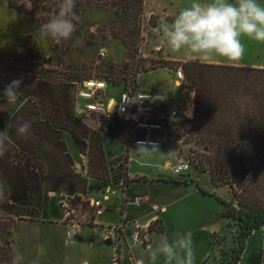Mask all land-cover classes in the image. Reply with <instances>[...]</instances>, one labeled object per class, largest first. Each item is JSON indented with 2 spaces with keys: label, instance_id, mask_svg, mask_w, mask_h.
I'll use <instances>...</instances> for the list:
<instances>
[{
  "label": "trees",
  "instance_id": "obj_1",
  "mask_svg": "<svg viewBox=\"0 0 264 264\" xmlns=\"http://www.w3.org/2000/svg\"><path fill=\"white\" fill-rule=\"evenodd\" d=\"M29 1V10L26 6L17 7L11 0L2 1L3 9H16L34 18L37 31L58 14L60 0ZM143 6L144 0H76L74 12L79 19L72 38L57 42L44 37L45 52L49 60H57L60 77L53 78L50 63L46 70L48 79L30 85L28 101L20 108L21 113L16 112L10 120V135L15 144L6 141L7 151L0 156V177L4 182L0 196L3 212L0 213V264H12L14 230L20 222L36 221L40 217L46 191L60 194L77 189L72 182L79 180L83 187L77 192L86 193L87 179H78L70 171L72 160L63 150L60 137L65 131L84 149L86 143L82 137L88 136L82 118L75 115V99L68 79L79 82L101 77L116 86L109 76L118 71L101 57L100 50L110 37L128 51L125 55L129 58L137 55ZM182 68L186 82L196 92L195 115L180 126L178 136H186L191 145L203 146L199 160L193 161L194 168L201 174H209L216 186H227L232 192L233 199L229 201L211 195L222 204V216L228 229L233 230L232 240H236L229 257L222 256L219 264H236L248 236L264 228V69L197 60L187 61ZM134 87L138 89L136 84ZM25 122L31 125L29 132L19 135L17 126ZM4 127L5 121L0 120V133L5 136ZM107 174L101 144L93 142L90 176L103 179ZM184 175L168 180L185 184L193 181L181 179ZM124 182L126 185L132 182L127 173ZM199 189L205 195L210 194L201 186ZM34 194H39V212L18 211V204ZM210 261L211 258L202 264Z\"/></svg>",
  "mask_w": 264,
  "mask_h": 264
},
{
  "label": "crops",
  "instance_id": "obj_2",
  "mask_svg": "<svg viewBox=\"0 0 264 264\" xmlns=\"http://www.w3.org/2000/svg\"><path fill=\"white\" fill-rule=\"evenodd\" d=\"M192 2L193 0H144L143 34L152 35L156 42H161L165 24L170 25L178 12ZM258 2L264 6V0H258ZM154 16L172 20L170 22L160 21L159 25L151 26L150 20ZM158 34L160 37H156ZM241 41L245 48L242 60L229 62L225 58L215 57L205 64L264 69V42L247 36L242 37ZM158 47L164 49L163 53L172 61L186 63L191 60L182 52L172 53L165 45ZM173 73L175 75L174 85L178 89L182 88L175 71ZM139 84H141L140 90L154 95L156 110L159 114L169 115L172 111L184 109L186 106V104L183 107L173 106L183 104L182 93H178L180 94L178 98L172 99L170 90L160 93L156 90L154 83L139 81ZM165 102L172 103L167 114L163 113L167 111L163 109ZM162 147L155 149L160 150ZM152 153V151L141 153L138 150L132 155L127 173L132 182L123 189L114 185L119 192L110 199L104 200L105 212L98 219L97 224L83 227L81 234L74 239L66 237L65 244L62 245V253L53 260L49 259L47 264H134V260H143L144 264H151L150 251L159 242L161 236L167 234L171 238L172 234L177 231L192 233L196 253L195 264H202L214 257L220 245V238L227 235L228 227L226 219L222 216V204L211 194L220 197L217 190L223 188L227 191V197L220 198L229 201L233 199L232 192L227 186L213 184L207 173L194 175L191 177L193 181L189 184L171 182L168 179L176 178V176L167 169L168 163H165V155H153ZM134 163L140 166L139 170H133ZM146 166H153L154 170L151 173L144 172L142 168ZM202 175L207 176L208 183L201 180ZM198 185L208 190L210 194H203ZM106 187L105 185L98 186L101 190L99 192L96 188L92 191L89 186V193L83 195L86 199H99ZM23 222L34 227L47 225L52 230L51 233L58 229L63 230L64 233L67 232L59 193L46 192L40 217L36 221ZM109 225H124L123 241L118 246L105 241L104 228ZM136 228L140 230L144 238L143 245L132 239ZM54 240H51L52 243ZM263 245L264 228L261 227L248 236L245 248L236 264H261ZM156 264H163V258L158 259Z\"/></svg>",
  "mask_w": 264,
  "mask_h": 264
},
{
  "label": "rangeland",
  "instance_id": "obj_3",
  "mask_svg": "<svg viewBox=\"0 0 264 264\" xmlns=\"http://www.w3.org/2000/svg\"><path fill=\"white\" fill-rule=\"evenodd\" d=\"M2 1L3 0H0V120L5 121L4 134L6 136V141L13 146L15 143L10 135V120L16 112H20V108L28 101V89L30 85L35 84L37 81H40V79H48L49 74L46 70L50 63H52V69H54L51 75L53 78L59 79L60 76L58 72H60V70L57 71V69H59L60 66L56 59H48V55L44 48V37L38 35L39 32L35 29L34 18L27 17L19 13L16 9H7L6 7L3 9ZM11 1L17 7L26 6L27 10L31 9L29 0ZM165 20L170 22L172 19L154 16L150 20V25L157 26L160 21ZM93 30H96V27ZM141 30L142 36L139 42V51L137 55L132 58L125 55L128 51L112 38L109 37L104 41L105 44L101 50H104L105 56L102 58L106 59L109 64L114 65V71H118V74L109 76L116 86L112 85L109 87L107 94H105V100H109L110 98L117 99L124 88L134 87L135 84L139 89L141 86L139 81H141L142 83H154L156 90L160 93L164 92V90H170L172 92V99L178 98L180 95L178 93H182L183 104H179L180 106H175L176 104H174L173 106H185L189 93L191 92L190 90L194 92L195 90L186 82V77L185 85L178 89V87L174 85L175 75L173 73L177 68H182L185 62L168 59L167 55L163 53L164 49L162 50L158 47L163 44H161L160 41L159 43L156 42L152 35L143 34L142 23ZM159 35L160 34L156 37H160ZM13 80H20L22 83L18 90L17 99L14 102H7L3 96V91ZM68 80L76 101L75 92L77 87L76 82H78V80ZM195 97L196 92L194 93V102ZM163 106V109L167 110H163V113L167 114L172 107V103L165 102ZM24 113L27 114L26 111H24ZM82 122L88 130L87 138L82 137V140L86 143L84 149L78 147L72 136L64 131L60 135L64 143L63 150H66L65 153L68 154L72 160L70 171L73 175H76L78 179H87L86 193H89V186H91L92 191L96 188L100 192L101 190L98 189V186H107L109 184L114 186L115 182L119 183L124 180L125 174L128 173L129 160L138 150L129 147L130 145L126 138L127 126L122 122L117 120L105 121L97 117H83ZM93 142H95V145L100 143L103 149L104 160L108 172L103 179L90 176ZM162 146L163 147L158 151L151 150L153 152L152 154H164L165 163H168L167 169L171 172V166L175 162V157L179 156L189 159L192 165L191 170L185 173L181 179H190L194 175H201V173L194 168L195 163L193 162L198 161V156L203 152V146L201 144L191 145V143L187 142L186 136H178L175 140L168 141ZM8 149L12 148L8 145ZM166 165L167 164H165V166ZM139 169L140 166L134 163L133 170ZM142 169L144 172L148 173L154 170L153 166H146ZM201 180L208 183L206 175H202ZM72 184L77 185L78 188L69 189L68 191H64V193L80 194L81 192H77L81 191V187H83L80 181H73ZM3 189L4 182L0 177V196ZM217 194L223 198L227 197V191L223 188L218 189ZM39 207V194H34L28 201L19 203L17 210L23 213L27 211L35 213V211L39 212ZM0 213L3 212L0 210ZM50 231L52 230H50L47 225L34 227L22 222L16 226L14 230L15 255L19 253L23 257L19 264H47L49 259L53 260L54 257L62 253V245L65 244L64 242L66 241V232L64 233L63 230L59 229L54 233ZM52 236H54V238ZM233 237V230L228 229L227 235L220 238V245L214 257L211 259L210 264H219L222 256L226 258L227 256L229 257L230 250L236 246V240H232ZM52 239H55L53 243L51 241ZM41 246L43 247L42 252Z\"/></svg>",
  "mask_w": 264,
  "mask_h": 264
},
{
  "label": "clouds",
  "instance_id": "obj_4",
  "mask_svg": "<svg viewBox=\"0 0 264 264\" xmlns=\"http://www.w3.org/2000/svg\"><path fill=\"white\" fill-rule=\"evenodd\" d=\"M75 3L76 0H60L58 14L39 26L40 35L57 42L71 39L79 19L74 12ZM244 36L264 42V6L258 0H193L178 12L170 25L165 24L161 43L172 53L182 52L188 59L201 63L215 57L238 62L245 53L241 41ZM21 83L13 80L5 87L3 96L7 102L17 99ZM30 127V123L25 122L18 125L16 131L26 135ZM136 149L141 153L157 150L142 143H138ZM6 151V137L0 133V156ZM160 258H163V264H195L192 233L177 231L171 238L167 234L161 236L150 251L151 264H156ZM22 259L17 253L12 264H19ZM134 264H144V261L134 260Z\"/></svg>",
  "mask_w": 264,
  "mask_h": 264
},
{
  "label": "built area",
  "instance_id": "obj_5",
  "mask_svg": "<svg viewBox=\"0 0 264 264\" xmlns=\"http://www.w3.org/2000/svg\"><path fill=\"white\" fill-rule=\"evenodd\" d=\"M101 57L105 56L102 49ZM181 86L185 84V75L181 67L175 70ZM74 112L79 118L97 117L105 121H120L127 126L126 138L132 149L142 143L148 148H160L163 143L173 141L178 137L180 126L194 118L195 102L194 91L181 110H174L169 115L159 114L156 110L154 95L135 87H129L123 91L117 99L105 100L111 80L94 77L76 82ZM175 176L188 173L191 170L189 159L176 156L171 166ZM114 185V184H113ZM120 189L126 186L123 181L115 184ZM111 184L107 185L103 195L99 199H86L83 194L60 193V205L65 214L67 227L66 237L74 239L81 234L83 227L97 224L104 215V200L118 194ZM124 225H109L104 228L105 241L118 246L123 241ZM132 239L136 243L144 244V238L138 228L135 229ZM261 264H264V245L261 253Z\"/></svg>",
  "mask_w": 264,
  "mask_h": 264
}]
</instances>
